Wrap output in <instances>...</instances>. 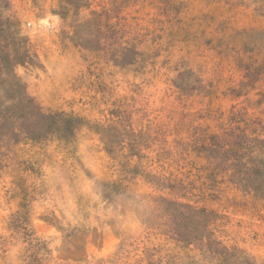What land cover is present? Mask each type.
I'll return each mask as SVG.
<instances>
[{"label": "rangeland", "instance_id": "1", "mask_svg": "<svg viewBox=\"0 0 264 264\" xmlns=\"http://www.w3.org/2000/svg\"><path fill=\"white\" fill-rule=\"evenodd\" d=\"M7 33L0 264H264V0H0Z\"/></svg>", "mask_w": 264, "mask_h": 264}, {"label": "trees", "instance_id": "2", "mask_svg": "<svg viewBox=\"0 0 264 264\" xmlns=\"http://www.w3.org/2000/svg\"><path fill=\"white\" fill-rule=\"evenodd\" d=\"M8 24V27L10 26V23L8 20L5 21ZM7 32V31H6ZM0 40L4 41V42H10L13 40V38L10 36V34H4L3 36H0ZM5 61L7 63H10L9 61V55L6 52L5 53ZM17 62H13L15 64H22L24 63L23 60H16ZM18 85V84H17ZM12 87L16 86V84L11 85ZM30 99H26L27 104L22 100V99H18V100H5L0 104V122H2L5 125H15L21 121L24 120H29L31 118H33V115L30 112ZM10 102H12V104H10ZM10 105H9V104ZM9 126L8 127H4L2 131H6L7 133L10 132L9 130ZM2 137L7 136L6 134L1 135ZM34 139V138H31ZM227 154L232 155L231 157L233 158V160L237 161L239 160V156L237 155V145L234 144L232 146H230V149L227 151ZM236 157V158H235ZM244 179L243 178H238L237 182L238 184H240L241 187H246V184L243 183ZM260 198L264 199V194L259 195Z\"/></svg>", "mask_w": 264, "mask_h": 264}]
</instances>
